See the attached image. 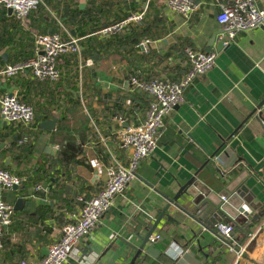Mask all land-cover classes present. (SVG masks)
I'll return each mask as SVG.
<instances>
[{"label":"crops","instance_id":"obj_1","mask_svg":"<svg viewBox=\"0 0 264 264\" xmlns=\"http://www.w3.org/2000/svg\"><path fill=\"white\" fill-rule=\"evenodd\" d=\"M41 1V8L24 21L0 8L5 11L0 15V29H5V37L11 42L0 48L4 65L24 59L29 52L32 55L28 59H32L35 39L42 34L77 39L82 58L62 56L58 61L61 78L56 84L41 82L29 71L9 79L0 75V97L15 94L35 114L34 130L30 132L33 139L25 143L32 146L31 159L21 164L12 155H2V151L9 148L12 138L17 140L15 136L22 139L24 132L6 124L0 116V136L8 134L11 138L0 141V165L13 175L31 177V171L45 162L50 165L48 176L52 179V184H35L43 191L32 199L28 193L35 185L0 193V200L13 208L18 206L2 237L14 252L1 248L0 264L41 260L60 238L62 222L77 209L76 198L94 195L103 185V169L91 167L86 160L105 165L110 150L125 157L109 139L126 125L116 120L115 114L120 113L105 109L103 104L112 106L113 100L125 98V106L135 108L134 114L126 116L128 124L141 119L148 99L132 92L131 76L178 81L188 69L184 48L209 52L220 46L215 40L220 28L211 0H192L194 11L189 17L168 10L165 0H119L120 4L118 0ZM90 2L101 3L105 10L98 26L113 24L118 16L132 13L143 14V20L121 34L108 37L96 31L78 38L74 27H65L57 14L65 8L86 10ZM256 2L264 10V0ZM144 39L150 41L148 54L136 47ZM105 94L112 97L105 101ZM263 98L264 30L258 28L237 35L215 64L194 81L185 101L165 118L154 154L139 164L136 179L81 241L68 264H83V260L84 264H131L160 214L163 216L151 236L159 238L147 245L158 255L149 257L144 252L146 247L137 258L144 257L145 264H172L187 252L193 253L200 264H264V105L258 108ZM62 117L66 118L71 144H60L54 138ZM50 121L56 122L54 130L40 127ZM100 137L106 139L105 145ZM66 144L78 153L75 156V152L63 150L70 159L57 160ZM169 199L179 208L170 204L165 211ZM205 202L222 211L226 217L223 224L231 221L243 225L249 217L262 214L251 229L253 240L248 243L245 236L242 244L246 251L240 259L219 237L187 216ZM44 207L47 214L37 211ZM245 208L250 211L248 218L239 212ZM234 235L241 237L236 232Z\"/></svg>","mask_w":264,"mask_h":264},{"label":"built area","instance_id":"obj_2","mask_svg":"<svg viewBox=\"0 0 264 264\" xmlns=\"http://www.w3.org/2000/svg\"><path fill=\"white\" fill-rule=\"evenodd\" d=\"M211 1L216 7L215 22L220 28L215 40L220 46L217 48L214 46L209 52L184 48L188 69L178 81L130 77L132 92L144 94L148 103L143 117L133 124H128L126 117L116 118L119 124L126 126L118 129L109 140L125 157H119L110 150L107 151L110 160L105 165L86 160L91 167L103 169L104 181L101 189L94 195H80L76 198L77 209L68 215L61 227L60 238L48 247L46 255L41 260L29 263L25 259H20L17 264H68L77 246L91 234L99 219L111 209L114 200L136 179L139 164L154 154L162 137L165 118L185 101L186 91L194 81L215 64L220 52L229 47L237 35L264 27V10L259 8L256 0ZM41 4V0H0V8L11 10L19 21L26 20L27 16ZM165 4L168 10L183 17H189L194 11L192 0H165ZM142 20L143 14L132 13L121 22L104 27L100 34L108 37L121 34L130 25L138 24ZM149 42L147 39L141 40L136 47L143 54H148ZM35 47L36 54L32 59L24 63L6 64L0 70V75L9 79L29 71L41 82L56 84L61 78L58 69L59 59L65 55L76 59L82 58L79 41L75 38L62 40L58 34L37 36ZM86 64L90 65L91 62L87 60ZM0 116L6 124L23 130L24 136L19 144L29 143L33 139L30 132L34 130V110L17 95L5 94L0 97ZM100 142L105 145L106 139L100 137ZM28 177L13 175L0 167V193L10 192L13 188L19 190ZM42 191L43 188L36 185L31 188L28 198L32 199L35 194ZM221 200L226 202L225 197H221ZM245 212L249 214L250 211L245 208ZM13 220V206L0 200V249L3 233L11 226ZM216 231L231 244L229 250H234L237 259H240L244 248L233 245V225L219 224ZM254 237L252 231L248 232V242ZM158 238L159 236L151 237L149 242L154 243Z\"/></svg>","mask_w":264,"mask_h":264},{"label":"trees","instance_id":"obj_3","mask_svg":"<svg viewBox=\"0 0 264 264\" xmlns=\"http://www.w3.org/2000/svg\"><path fill=\"white\" fill-rule=\"evenodd\" d=\"M118 3L120 4L119 0H118ZM106 6H108V4ZM40 8H41V5H39L35 10L38 11ZM35 10H33L32 13H34ZM104 11L105 10L103 9V6L101 3L90 2V8H87L86 10L80 11L78 8H75L71 11H67V8H65L64 11H61V14L58 13L57 15H58V18L60 19V22H62V24L65 27H66V25L73 26L74 31L76 33V36L78 38H83L87 34L91 35V33H94L96 31H101L104 27L109 25V24H105V23H107V22H105L104 24L101 23V25L98 26L100 14L103 15L102 17L105 16V14H103ZM2 14H5V11L0 10V15H2ZM29 15L27 16L26 20L29 18ZM125 18H126V15H122L120 17L118 16L116 22H121ZM112 23H114V22H112ZM58 32H59L58 30L55 31V33H58ZM5 34H6L5 29H0V48L11 43L10 40L5 37ZM62 40H65V39H62ZM33 41H34V39H33ZM87 41L89 43L91 40L88 39ZM135 43H137V42L135 41ZM32 49H33V47H32ZM31 55H32V52L31 53L29 52V55H27V57H24V59H22V60L15 59V60L7 62L6 64H10V63L16 64V63L27 62L29 60L28 58ZM3 67H4V62L0 58V70ZM131 96H133V95H131ZM111 97H112V94H105L103 99L105 101H108L107 99H110ZM125 100H126L125 98H122L121 100H113V102H111V103H113L112 106H108V103H107V104H103V107L107 110H111V111L114 110V112L120 113L119 115L115 114L116 118L126 117L129 114H134L135 108L130 109L129 106H125ZM60 122H61L60 126L58 127L57 131L53 134L54 138H57V140H60L59 141L60 144H62L63 141H67V143L71 144L72 137L68 135V129H67L68 127H67L66 118L62 117ZM15 137H17L16 141H14L13 138L11 139L8 134L4 135V136H0V141L2 139L1 142H3L5 139H7L8 141H9V139H11V141L9 142V148L6 150H3L2 155H8V154L12 155L13 160L17 164L29 162V160L31 159L32 146L30 144H25V143L19 144V141L21 140V138L19 136H15ZM61 147L62 146H60V148ZM63 150L67 151L68 153L75 152V156L78 153L76 151L77 149H74L75 151H73L72 149L68 148V144H66V145H64L63 149L59 151L57 160L61 158V161L66 162L67 160L70 159L69 155H63ZM0 167L4 170L8 171V169L5 168L4 165H0ZM49 167H50V165L46 164L45 162L42 164H39L37 170L33 169L31 171V174H30L31 177H28L24 181L22 188L23 187L25 188L28 186H34L35 184H39L43 181L46 184H52V179H51V177L48 176L49 175L48 174L49 173V170H48ZM53 183H56V182H53ZM51 191H52V188H51V186H49L48 192H51ZM24 196H26V194ZM4 202L8 203L7 201H4ZM47 210H48L47 207L37 209V211H44L45 214H47V212H48ZM50 213H51V211H50ZM252 218L249 217L247 222L243 225H239L238 223L234 224L231 221H228L230 224L233 225V238H234V244L233 245L235 247H239L245 241V239H246L245 236L248 234V232H250L252 227L254 225L258 224L261 220V218H260L252 224V222H251ZM65 222L66 221L64 220V222H62L61 226ZM235 232L240 234L241 237L240 238L237 236L235 237V235H234ZM10 247H12L11 244L9 245L8 242H5L4 240L2 241V249L5 250V249L10 248ZM10 249H12V251L14 252L13 248H10ZM133 264H145L144 257H140ZM165 264H166V262H165Z\"/></svg>","mask_w":264,"mask_h":264},{"label":"water","instance_id":"obj_4","mask_svg":"<svg viewBox=\"0 0 264 264\" xmlns=\"http://www.w3.org/2000/svg\"><path fill=\"white\" fill-rule=\"evenodd\" d=\"M7 12L9 14H12L11 10H7ZM262 29L264 30V27ZM263 105H264V98L259 103L258 108L260 109ZM55 123H56L55 121H50V122H47L45 124H42L40 127L45 129V130L52 131V130H54ZM16 190H17L16 188H13V191H16ZM168 202H169V204H168L167 208L165 209V211H167L170 204H173L175 207H178V205L175 202L171 201L170 199L168 200ZM22 203H23V201L21 200L18 203V205L22 204ZM17 208H18V206H16L14 209L16 210ZM239 212L243 216L248 218L249 215H248V213H246L244 211V209L239 210ZM186 214L191 219H193L195 222H197L201 227H203L205 230H207V231L211 232L212 234H214L215 236L219 237L220 240H222L225 245H227L228 247H231V244L229 242L225 241L221 236H218L214 231V228L216 229V227L219 224H222L223 221L226 219V217L222 213V211L214 209V208L212 209V207L207 202H205L201 205H198L193 212L186 213ZM162 216H163V214H160L159 218L156 220V222L154 223L152 228L149 230V232L145 236L144 240L142 241L141 246L137 250L138 253H137L136 257L134 258V260H132L131 264H133L137 260L140 253L143 252L144 249L147 247V245L150 241V238L153 235L157 226L159 225V222H160ZM260 218H262V214L255 215L251 220L252 224ZM144 252L146 255H148L151 258H156V255H158V252L151 246H148ZM73 264H79V263H73ZM172 264H200V262L194 258L193 253L187 252V253L181 255L178 259L172 261ZM236 264H239V263L237 262Z\"/></svg>","mask_w":264,"mask_h":264},{"label":"rangeland","instance_id":"obj_5","mask_svg":"<svg viewBox=\"0 0 264 264\" xmlns=\"http://www.w3.org/2000/svg\"><path fill=\"white\" fill-rule=\"evenodd\" d=\"M247 242H248V240H246ZM249 243V242H248ZM239 247H242V248H244V252H243V254H245V251H246V246L244 245V244H241Z\"/></svg>","mask_w":264,"mask_h":264}]
</instances>
